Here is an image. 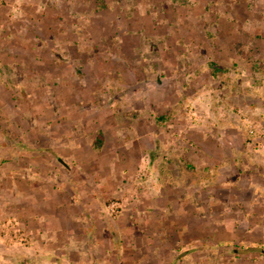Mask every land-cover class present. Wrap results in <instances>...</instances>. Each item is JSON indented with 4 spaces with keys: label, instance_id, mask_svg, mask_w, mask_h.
<instances>
[{
    "label": "rangeland",
    "instance_id": "rangeland-1",
    "mask_svg": "<svg viewBox=\"0 0 264 264\" xmlns=\"http://www.w3.org/2000/svg\"><path fill=\"white\" fill-rule=\"evenodd\" d=\"M0 264H264V0H0Z\"/></svg>",
    "mask_w": 264,
    "mask_h": 264
},
{
    "label": "crops",
    "instance_id": "crops-1",
    "mask_svg": "<svg viewBox=\"0 0 264 264\" xmlns=\"http://www.w3.org/2000/svg\"><path fill=\"white\" fill-rule=\"evenodd\" d=\"M78 198L80 199V201L77 200V198H73V199L67 201V203L65 205V208L67 210H66V212H64L63 216L60 215L61 213L60 214L57 213L58 218L64 220L65 226H66L65 228H67V227L68 228L69 227L74 228L75 225H79L80 222H83V221H81L82 220L81 216L84 213V204L86 202H84V203L81 202L82 201L81 196H78ZM84 215H85V213H84Z\"/></svg>",
    "mask_w": 264,
    "mask_h": 264
},
{
    "label": "trees",
    "instance_id": "trees-1",
    "mask_svg": "<svg viewBox=\"0 0 264 264\" xmlns=\"http://www.w3.org/2000/svg\"><path fill=\"white\" fill-rule=\"evenodd\" d=\"M211 66L213 67V64H211ZM218 71H219V69L214 70V72H218ZM97 141H98V143H100L101 142V139L100 138H97Z\"/></svg>",
    "mask_w": 264,
    "mask_h": 264
}]
</instances>
